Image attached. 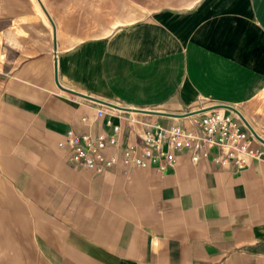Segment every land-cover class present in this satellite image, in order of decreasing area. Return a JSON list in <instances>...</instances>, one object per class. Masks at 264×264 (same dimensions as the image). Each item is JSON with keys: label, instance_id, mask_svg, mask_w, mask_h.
Masks as SVG:
<instances>
[{"label": "crops", "instance_id": "obj_1", "mask_svg": "<svg viewBox=\"0 0 264 264\" xmlns=\"http://www.w3.org/2000/svg\"><path fill=\"white\" fill-rule=\"evenodd\" d=\"M218 109L264 140V0H0V264H264V154L98 174L59 146Z\"/></svg>", "mask_w": 264, "mask_h": 264}, {"label": "built area", "instance_id": "obj_2", "mask_svg": "<svg viewBox=\"0 0 264 264\" xmlns=\"http://www.w3.org/2000/svg\"><path fill=\"white\" fill-rule=\"evenodd\" d=\"M104 114L105 107H99L95 115L100 118ZM107 122L113 127L112 135L79 134L68 129L59 146L70 147V161L98 174L119 162L141 168L155 166L164 171L175 165L176 152L188 151L193 162L211 158L218 167L244 170L264 154L262 149L253 146L256 137L240 115L219 109L205 111L197 120L195 130L180 124L154 123L138 142L123 148L121 154L108 153L109 148L118 146L117 134L122 129L111 117Z\"/></svg>", "mask_w": 264, "mask_h": 264}, {"label": "water", "instance_id": "obj_3", "mask_svg": "<svg viewBox=\"0 0 264 264\" xmlns=\"http://www.w3.org/2000/svg\"><path fill=\"white\" fill-rule=\"evenodd\" d=\"M57 76H58V73H57ZM57 81H58V78H57ZM59 82V81H58ZM61 86V85H60ZM65 90H69V91H72V92H75V93H77L78 95H83V96H85V97H87V98H90V99H92V100H95V101H100L101 103H103V104H106V105H110V106H117V105H115V104H110L109 102H107V101H105V100H101V99H99V98H95V97H92V96H90V95H87V94H84V93H79V92H76V91H74V90H72V89H70V88H64ZM117 107H119V106H117ZM120 108H122V107H120ZM232 110L234 109V110H237V109H235L234 107L232 108V107H230ZM124 109V108H123ZM148 112H152V111H148ZM241 116V118L243 119V121L245 122V124L246 125H248L247 124V122L245 121V119L242 117V115H240ZM249 127H250V129H251V131L253 132V134H254V136L258 139V140H261L263 143H264V140L251 128V126L249 125Z\"/></svg>", "mask_w": 264, "mask_h": 264}]
</instances>
